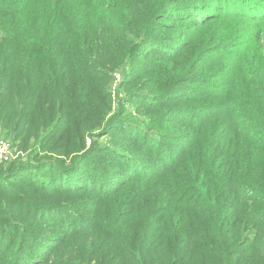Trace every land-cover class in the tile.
I'll return each mask as SVG.
<instances>
[{"label":"trees","instance_id":"16d2710c","mask_svg":"<svg viewBox=\"0 0 264 264\" xmlns=\"http://www.w3.org/2000/svg\"><path fill=\"white\" fill-rule=\"evenodd\" d=\"M174 4L0 0V137L41 163L36 150L51 143L53 153L57 143H68L63 154L73 155L36 167L18 163L6 180L24 175L50 197L83 196L77 207L29 201V215L42 225L39 248L27 252L30 263L24 264H51L75 242L85 264H264V0H241L240 10L228 3L218 13L255 27L241 37L250 41L230 56L234 65L216 90L222 104L210 115L190 114L194 132L182 143L183 134L167 128L177 113L159 106L177 101L170 95L181 85L166 80H176V65H190L195 49L185 42L165 49L157 40L159 19L179 13ZM199 4L178 5L195 17ZM148 47L160 54L141 71L151 79L145 90L134 73ZM249 74L261 82L244 88L241 78ZM101 80H120L123 103L150 110V127L127 120L124 111L108 114L111 93ZM112 130L146 156L107 145L118 161L114 168H97L90 158L96 148L80 150L89 140L112 137ZM90 206L97 211L80 208Z\"/></svg>","mask_w":264,"mask_h":264},{"label":"rangeland","instance_id":"374dc122","mask_svg":"<svg viewBox=\"0 0 264 264\" xmlns=\"http://www.w3.org/2000/svg\"><path fill=\"white\" fill-rule=\"evenodd\" d=\"M172 1L175 2L172 10H174V12L176 10V12L179 13L166 17V19H159V25L156 32V36L158 37L157 40L161 39L159 44L165 49L170 48L171 46L179 47L183 45L184 42L189 43V46L192 47L191 49H195L191 53L192 61H190V65L184 67L176 65L177 69L174 76L177 77L174 78L176 80H166V82L174 81V83L176 82L181 85V89L178 93L170 95V97L178 96L176 97L177 101L172 102L171 99H168L166 102H159V106L162 110L165 108L170 112L177 113V115L181 117H172V120L167 124V128L174 133L183 134V139L180 141V143H182V141L188 142L190 137L187 136L190 132H194V123H192V121L195 119H192L190 114H195V116H197L200 112L206 111V114L210 115L211 107L217 108L222 104L221 94L216 90H218L223 80L228 79L229 75H227V73L232 65H234L230 56L232 54L236 55V53L238 54L240 52V46L243 42L247 40L250 41L248 37L247 39L242 40L241 37L249 31L248 29L255 27V23L246 22L238 18L230 19L218 14L219 12L224 11L227 7H230L228 3H230L231 8L233 7L234 9L240 10L238 4H240L241 0ZM193 1L197 2V4L200 3L197 5L198 8H200L197 11L200 13L203 12V16L196 11L193 12L195 17H190L178 5L184 2L191 3ZM207 14H209V16ZM215 14L217 17L210 24L213 20L211 17ZM179 16L181 18H179ZM196 18L201 21L208 20V23H206L207 25H197ZM157 43V41H154L153 46H157ZM144 50L147 54L137 65L134 74H139L138 76L141 77L136 83L138 88L149 90V80L151 79L148 75H141V71L146 69V67L151 66L154 61H157L154 56L155 54L159 55L160 53L154 49L149 51V47ZM261 52L263 54V51ZM247 60H251L250 55L248 58L245 56L244 61L246 62ZM260 63L262 65V72L264 73V64H262L261 61ZM174 66L175 65H173V67ZM254 78L258 77L256 76ZM254 78L251 74L241 78V80H244L242 82L244 88L248 85H252L255 81L260 83L261 80H264L262 79L264 78V75L261 77V80H252ZM189 80L198 81L190 82ZM101 81L103 83H108L107 86L111 93V104L108 114H111L112 112L113 114H119L120 111H124V114H126L124 118L127 120L133 118L138 122L146 124L147 128L150 127L148 122L150 118V110L140 108L135 109L134 105L130 104L127 106L123 103L122 99L125 98V94L120 87V80ZM193 89L197 90L198 95H192ZM183 94H185V97H182ZM126 97L129 98L127 94ZM198 106H200L201 110H198ZM161 109L158 111L156 110L160 114V118H162L160 113ZM184 110L188 112V115L185 117H183L185 114ZM195 118H198V116ZM122 127L120 126V129H122ZM111 133L115 135L108 138L102 136L101 138L103 139L100 138L99 141H87L86 147H83L80 150L81 153L85 154L86 151L91 152L96 148V150L93 151L95 156L90 158L97 168H114L115 164L113 163L118 161L117 157H114V154L104 149L107 145L119 146V151L122 153H127L133 150V152L139 156H146L145 149H137L133 147L130 142L117 139V130H112ZM127 143L129 145H126ZM52 145L53 143L45 148H38L36 150V153H38L39 157L44 161L41 163L40 160L26 159L23 153L12 148L8 140L0 137V186L2 185V187H0V264L30 263L28 261L29 257L26 256L28 254L27 252L31 253L36 247L39 248L36 241L38 240L37 235L41 233L40 225L42 224H40V221H35V217L33 218L29 215L31 210L29 207L30 202L34 203L36 200H43L37 204H68L77 207V202L81 201L83 198V196H74L73 198H70L67 195L50 197L46 190L41 191V184L38 185L31 179H22L24 175H13L14 177H12L11 180H6V176L13 172L12 167L18 166V163L23 162L24 166L36 167L39 164H47L48 161H69L73 156L71 154H63L65 148L68 147V143L65 145L62 144V141L57 143V146H59L60 149L56 153L50 151ZM34 206H36V203L32 205L31 208L33 209ZM80 208L90 210V212L97 211V209L91 206ZM106 233L111 234L108 230ZM71 249L73 251H70V253L66 250H62L60 254L57 255V258L52 259L54 262L51 264H85L87 258L85 259L81 254V246H78L75 242L71 245Z\"/></svg>","mask_w":264,"mask_h":264}]
</instances>
